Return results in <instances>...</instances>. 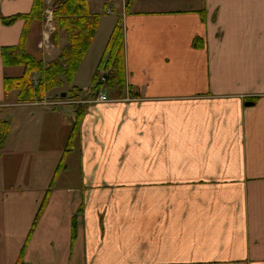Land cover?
I'll return each mask as SVG.
<instances>
[{
    "label": "crops",
    "instance_id": "crops-1",
    "mask_svg": "<svg viewBox=\"0 0 264 264\" xmlns=\"http://www.w3.org/2000/svg\"><path fill=\"white\" fill-rule=\"evenodd\" d=\"M32 3L0 0V107L16 100L4 78L24 71L4 67L1 49L18 45L25 21L3 19ZM88 3L94 14L100 0ZM121 14L127 93L83 100L53 186L76 106L10 103L0 167L45 183L0 190V264H264V0H133ZM103 19L70 88L96 73L116 24L101 44ZM42 29L31 23L27 50L48 63ZM54 44L59 56L62 33Z\"/></svg>",
    "mask_w": 264,
    "mask_h": 264
},
{
    "label": "trees",
    "instance_id": "trees-1",
    "mask_svg": "<svg viewBox=\"0 0 264 264\" xmlns=\"http://www.w3.org/2000/svg\"><path fill=\"white\" fill-rule=\"evenodd\" d=\"M55 3L54 18L57 32L65 31L69 39L68 44L61 50L58 58L48 63L27 51V37L30 25L34 21H42L45 0H33L31 11L28 14L15 15L3 19V22L7 25L18 19L25 21L18 45L1 49V59L4 67L24 69L20 76L5 77L3 81L4 92L6 94L15 93L16 102L19 104L31 102L36 96H43L50 89L61 87L64 82L71 85L75 73L96 34L100 22V14H92L90 12L88 0H56ZM130 3V0H126V11ZM57 32L54 33V41L57 40L55 38ZM194 43L196 46L200 44L197 40ZM103 63L108 69V73L105 76V87L111 96L120 98L125 91L124 32L121 18L116 20L98 63L96 73L93 76L92 83L97 76L98 68ZM36 74L39 75V85L34 88L33 77ZM77 91L80 90L74 87L70 89L71 93ZM83 114L84 111L81 108L75 114L69 140L52 176V186L64 167L65 158L71 150L72 142L78 133ZM9 132L10 122L0 121V152L7 142ZM45 203L46 200L44 199L39 211L42 210ZM17 264L25 263L19 261Z\"/></svg>",
    "mask_w": 264,
    "mask_h": 264
},
{
    "label": "rangeland",
    "instance_id": "rangeland-1",
    "mask_svg": "<svg viewBox=\"0 0 264 264\" xmlns=\"http://www.w3.org/2000/svg\"><path fill=\"white\" fill-rule=\"evenodd\" d=\"M132 1L133 0H130V2H132ZM55 2H56V0H49V3L45 4L44 11L45 10H51L52 13L54 14V9L56 7V5H55L56 3ZM103 3L106 4L107 7H108L107 8V12L103 11V8H102L103 7L102 6ZM123 9H124L123 0H100V6L99 7L92 6L91 11L93 13H100V15L105 17V19H103V24H102V27L100 28L99 35H98V41L101 44L106 41V36L109 33V29H110V27L113 24L116 23V19L119 18V17L121 18V15H122L121 12L123 11ZM44 11H43V14H42V21H40L42 23L44 22V19H46V17H47V16H45ZM53 20H55V19L53 17H51L50 18V23ZM44 29L48 30V31H52L53 30L51 35L54 36V33L57 32L56 22L53 23V26L51 28H44ZM60 33H62V35H63V37L65 39V42H67V44H68L69 36L63 30L58 31L57 35L55 36V38H57ZM43 37H44V33L42 32L40 40L36 44V48L40 52L42 51V49L40 47L42 46ZM53 41H54L53 38L49 39L48 40V45L50 46L54 42L56 43V41H54V42ZM98 41H97V43H98ZM27 51L29 53L31 52V49H29V45H28V50ZM52 51H50V52H52ZM32 55L37 57V58H39L38 56H36V54H32ZM45 55L47 56L46 59L49 62L52 57H50L48 53H46ZM13 70H14L13 71V75H19L20 74V68L17 67V68H14ZM86 74H87V72L86 73H82L81 76H80V80L85 81L87 79V76L85 77ZM38 78H39L38 74H36L33 77V79L36 81L37 85H39V81H38L39 79ZM83 85H85V84H83ZM69 88H70V86L66 82H64V84L61 87H56V88L50 89L49 91H46L43 96H36L31 102H27V103L35 104L36 107H38V109H41L39 107H45L47 109H49V108L55 109V107H57V106H49L48 103L40 104V102L42 100L50 101V100H54L55 98L59 99L61 97V93L62 92H67L68 93ZM13 94L15 95V93H13V92L9 93V95H13ZM6 101H9V100H6ZM5 103H7V104H4V106L0 107V121L9 122L10 119H11L10 115H13L14 112H15L14 107L10 106V103L15 104L16 100H12V102H10V103H8V102H5ZM59 107L66 108V106H63V105L59 106ZM33 109L35 110V108H33ZM28 110H30V109H28ZM12 127H13L12 129H13V132H14V133H12V138H14L13 136H17L18 135V133L17 134H15V133L17 132V129L20 127L18 119H16L14 121V123L12 124ZM69 131H70V128H67V132L68 133H69ZM8 136H9V134H8ZM7 140H8V138H7ZM6 143H7V147H6L5 150L7 152L8 150H10V145H11L10 138H9L8 142H6ZM3 149H2V151H3ZM1 152H0V154H1ZM73 171H74V169H73ZM29 172H30V167H26V166H24L22 164H18V165H16V167L14 169H10L9 170L8 162L5 163L3 161L1 163V167H0V190H3L5 188L8 189L9 187H13L15 189H17V188L38 189V187L44 186L45 182H44V178H43L44 175L43 174H40L38 172L37 173H29ZM14 173H16V174H14ZM61 182H63V181H61Z\"/></svg>",
    "mask_w": 264,
    "mask_h": 264
},
{
    "label": "built area",
    "instance_id": "built-area-1",
    "mask_svg": "<svg viewBox=\"0 0 264 264\" xmlns=\"http://www.w3.org/2000/svg\"><path fill=\"white\" fill-rule=\"evenodd\" d=\"M45 16H47L45 19L46 20L45 28H51L53 26V22L51 21V23H50V18L52 17V11L46 10ZM52 31H48V30L44 31L42 46L41 47L39 46L41 49L50 50L52 48V45H50V46L48 45V40L50 39V35H51ZM106 74H107L106 70L102 69L100 71L99 77L97 79L96 85L100 86L99 90L97 91V96L95 99V101H97V102H111V100L107 97L105 92L102 90L103 84L105 83V80H106L105 79Z\"/></svg>",
    "mask_w": 264,
    "mask_h": 264
},
{
    "label": "water",
    "instance_id": "water-1",
    "mask_svg": "<svg viewBox=\"0 0 264 264\" xmlns=\"http://www.w3.org/2000/svg\"><path fill=\"white\" fill-rule=\"evenodd\" d=\"M65 96V93L61 94V97H64Z\"/></svg>",
    "mask_w": 264,
    "mask_h": 264
}]
</instances>
